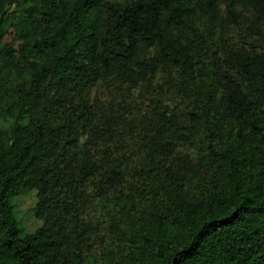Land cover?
<instances>
[{"label":"trees","instance_id":"1","mask_svg":"<svg viewBox=\"0 0 264 264\" xmlns=\"http://www.w3.org/2000/svg\"><path fill=\"white\" fill-rule=\"evenodd\" d=\"M0 264H264V0H0Z\"/></svg>","mask_w":264,"mask_h":264},{"label":"rangeland","instance_id":"2","mask_svg":"<svg viewBox=\"0 0 264 264\" xmlns=\"http://www.w3.org/2000/svg\"><path fill=\"white\" fill-rule=\"evenodd\" d=\"M123 1V0H110ZM31 16L39 15L38 4L30 9ZM36 194L33 191H26L12 201L14 218L22 233H32L41 226V221L35 217Z\"/></svg>","mask_w":264,"mask_h":264}]
</instances>
